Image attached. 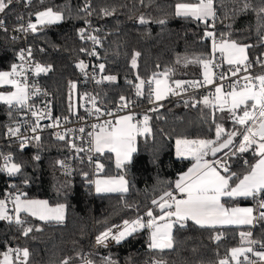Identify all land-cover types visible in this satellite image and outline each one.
I'll return each instance as SVG.
<instances>
[{
  "label": "trees",
  "instance_id": "obj_1",
  "mask_svg": "<svg viewBox=\"0 0 264 264\" xmlns=\"http://www.w3.org/2000/svg\"><path fill=\"white\" fill-rule=\"evenodd\" d=\"M182 2L195 3L196 0H31V3L13 0L0 16L4 22L0 28V71H9L22 48L31 46L41 66L51 68L40 76V82L54 96L56 115L65 118L74 117L76 113L70 85L78 81L80 69L77 64L85 60L81 51L85 44L79 37V30L90 18L101 29L99 61L105 65L104 76L116 77L114 82L108 81L95 89L100 106L105 110L118 107L121 96L130 102L136 99L137 75L146 81L142 102H148L153 88L147 81L154 75L161 77L165 70H172L168 76L172 86L175 81H202L203 66L187 61L196 57L212 58V40L204 35L206 31L215 32L217 41L223 34L225 39L250 45L247 49L249 61L264 55V28L261 27L264 21L253 10L259 0H247L252 8L245 11L240 10L245 0H214L215 27L176 16L175 5ZM87 3L92 6L89 9L91 15L83 11ZM47 8L62 11L65 19L56 24L39 25L35 33L27 35L26 41L15 35L14 29L27 17H36ZM104 10L112 14L104 15ZM141 17L150 23L139 25ZM160 20L165 23H159ZM136 52L140 53L136 58L138 66L132 68L131 61ZM8 90L10 88L0 87V92ZM203 96L197 94L165 101L160 111L152 113V133L147 138L138 137L137 152L124 170L116 168L113 154L99 155L105 166L99 176L124 175L128 181L127 193L95 194L93 184L89 183L92 180L91 166L87 162L78 163L74 179L63 177L58 161L69 157L71 152L67 141L56 139L52 134H45L39 144L31 143L23 149L21 144L2 142L0 167L1 157L11 156L13 163L21 165V173L9 176L0 171V199H7L9 192L26 193L22 199L47 200L52 206L65 204L66 213L62 223H45L22 213L21 218L27 221L24 227L34 229L27 237L22 235L23 229L14 221L0 220V259L9 247H19L29 250L28 263L31 264H58L66 257L77 262L92 253L95 236L115 224L135 220L150 209L158 216L159 209L153 205V199H159L165 191H173L175 182L194 163L191 159L177 157L175 141L214 140L217 124L227 131L240 127L233 124L227 112L216 111L213 116V110L202 103L193 106V101L201 100ZM70 104L74 111L70 110ZM18 117V105L10 108L0 102V140ZM36 156L40 159L36 160ZM221 157L240 177L257 160L251 152H237L231 157H225L224 153L218 158ZM85 172L88 173L87 179L83 175ZM260 199L259 195L255 198L225 197L223 202L228 207L259 205ZM36 228L42 230L36 231ZM242 231L252 232L253 241L264 242V219L255 220L252 226L215 229L200 228L188 221L184 228L174 227L175 245L173 249L163 251L151 249L148 229L138 230L118 246L97 249L93 263L107 264L111 260L115 264H149L155 260L160 264H218L220 259L229 257L231 248L248 246L241 241L239 233ZM216 234H222L217 245ZM253 246L264 251L259 243Z\"/></svg>",
  "mask_w": 264,
  "mask_h": 264
},
{
  "label": "snow or ice",
  "instance_id": "obj_2",
  "mask_svg": "<svg viewBox=\"0 0 264 264\" xmlns=\"http://www.w3.org/2000/svg\"><path fill=\"white\" fill-rule=\"evenodd\" d=\"M13 0H0V13H5L6 9L12 4ZM31 3V0H27ZM91 4L87 3L83 11L91 15L89 11ZM252 8V5L245 0L241 5V11ZM257 15L264 21V0H259V4L253 9ZM108 10H104V15H111ZM175 15L184 18H191L196 21H202L207 27H215L217 12L214 7V0H196L195 3H177L175 5ZM65 19L62 11H54L52 8H47L36 15L37 23H29L27 28H22V31L31 30L33 33L37 31L38 24L40 26L56 24ZM209 20L212 21L209 24ZM143 17L139 19V23H147ZM159 23L164 24V20ZM3 20H0V28L3 27ZM264 28V24L261 25ZM7 31V29H4ZM80 38L89 39L94 44H100V39L95 35L85 36V29L79 30ZM204 35L212 39L213 58L202 59L199 57L188 60L187 63L200 64L203 66V81H175V87L169 84L168 76L172 70H165L160 74L163 78H157L154 75L151 80L147 81L149 85H154L151 89V96L154 97V102L157 107L152 111H157L159 102L167 99L169 94L180 95L186 91L184 84L187 83L194 88L215 84L214 92L210 95H204L201 100H194L193 106L203 104L206 108L212 109V115L216 111L221 113L227 112L234 125L240 126L239 129L234 128L232 131H227L222 125L217 124L215 128V139H177L176 155L184 159L194 161L193 165L188 168L187 172L183 173L175 182L174 191H165L159 199H153L152 203L159 209V215L155 216L150 209L146 212L148 220L145 221L142 217L135 220L123 222L122 230L114 233L112 228H108L97 236V243L107 246L109 239L119 244L126 237L134 232L142 229L151 230L150 247L155 250L163 251L165 249H173L175 239L173 229L176 226L184 228L187 222L191 221L194 225L200 228H217L224 226H244L253 225L257 217L254 215V209L251 207L226 206V202H222L223 198L234 199L237 197H261L259 200V218L264 219V74L253 75L250 72L251 63L247 54V49L250 45H241L235 40L223 38L217 42L216 33L206 31ZM264 38V32H262ZM81 51H87L81 48ZM219 52L221 58L230 67L231 75L238 76L241 71L246 74L239 80L234 81L227 86L223 83H217V74L214 71V66L219 67L214 59V54ZM90 55H98L95 50L89 53ZM28 55H31L29 50ZM140 56L139 52L135 53L131 61L132 68H136L137 59ZM20 60L24 61L25 55L20 53ZM264 67V63H261ZM77 67L82 73L87 75V65L80 61ZM100 72L104 71L105 65L100 64ZM25 69L23 64H13L10 71H0V87L5 85L10 86L14 91L0 94V102L8 105L10 108L18 105L21 109L30 107L28 105L29 98L36 94H40V89L33 86L30 90L29 84L26 82ZM51 71L50 66L45 67L39 64L34 66L35 75ZM225 73L219 75V80L227 79ZM109 82L116 80L115 76H106L103 78ZM135 84V94L137 96L144 95V87L146 81L140 79ZM241 80L243 83H241ZM101 83V80H97ZM131 84L132 81H129ZM71 89L75 90L76 84L70 85ZM86 100H90L92 108L97 114H101V109L97 107L95 97L85 96ZM119 109L128 108L130 102L126 97H120ZM187 104V102H185ZM70 110L72 105L70 104ZM113 119H106L103 123L93 124L92 131L87 133L90 137L88 152H95L101 156L105 153L114 154L115 165L117 169L123 170L125 165L132 162L133 154L137 152L138 137H149L152 133L150 119L148 115L143 116V120L137 121L134 114H126L120 117H115V113L109 111L106 113ZM31 115L35 117V122L31 127L32 133H37L41 129L40 121L42 119H52L50 112L32 111ZM99 115L97 119L99 120ZM67 120V118H65ZM60 121L54 120L53 125L59 127ZM80 133H85V128L81 127L78 130ZM8 133L12 136L20 134V128H9ZM68 133H56L59 140H65ZM237 137L241 139L237 141ZM33 139L39 144L40 136L35 135ZM28 143V138L21 141L23 149ZM70 146L77 153L86 151L83 147H78L75 143L70 142ZM225 152V157H231L239 153L251 152L257 160L254 164L248 166V171L242 177L237 176L235 172L230 170V165L224 157L214 160H208L207 157H216L217 153ZM110 158V157H108ZM36 160L40 157L36 156ZM89 161L94 164L95 174L98 176L104 171V164L99 161H92V157H88ZM61 167H65L63 161H58ZM248 162L245 161V164ZM0 171L7 172L9 176H14L21 173V165L12 162L11 156L4 157L3 167ZM87 179L88 173H83ZM235 178V179H234ZM95 186V192L100 193H127L128 181L124 175L108 176L105 178H96L89 181ZM26 193H19L10 196L11 203L14 206V216L9 215L7 199H0V220H7L10 223L21 226L23 229L22 235L27 237L34 231L33 227H24L26 220L21 218V213H26L28 216L34 217L37 220L47 222L62 223L65 219L66 205L58 203L55 206L49 204L47 200L38 199H22ZM36 231L42 229L36 228ZM241 241L247 244L246 247H233L230 249L228 258L220 259L218 264H255L247 255L251 253L258 257L259 264H264V251L254 250L253 244L259 243L261 249H264V242L253 241L251 239L252 232H240ZM214 239L218 242L222 239V234H216ZM30 252L27 248H12L3 252L0 264H28ZM243 258V260L241 259ZM70 257L62 261V264H70ZM85 264H93L91 260H86ZM107 264H115L114 261L108 260ZM160 264V262H156Z\"/></svg>",
  "mask_w": 264,
  "mask_h": 264
},
{
  "label": "built area",
  "instance_id": "obj_3",
  "mask_svg": "<svg viewBox=\"0 0 264 264\" xmlns=\"http://www.w3.org/2000/svg\"><path fill=\"white\" fill-rule=\"evenodd\" d=\"M40 1H42V0H40ZM2 15H3V13H0V16H2ZM35 20H36V17H31V16L27 17L25 19V21L20 26H18L14 29L15 35L18 38H20L22 41H26L27 35L32 31L31 30L22 31L21 29L27 28V25L29 23H35ZM82 29H85V36L90 34V35H95L100 39L99 34L101 32V29H99L97 26L94 25V22L92 21L91 18L88 20L86 26L83 27ZM79 37H80V35H79ZM82 42L85 44L84 49L87 50V51H83V56L85 58L84 63L88 66L86 69L87 75H85L84 73H82L80 71L79 79L76 82L77 94H76L75 99H74L75 102L78 103V109L76 110V105H75V112H76L75 116L74 117L73 116L65 117V118H67V120H65L64 117H60V116L56 115L55 107H54V96L40 82V76L43 73H41L39 76L35 75L34 66L36 64H39V65H41V64L35 55L34 49L29 45H26L25 47L22 48L20 53L21 52L24 53L25 59H24V61H21L19 58L20 57V54H19L17 62L15 64H17V65L23 64L24 65L25 69H27V71L25 72L26 82L29 84L30 90H33V86H34V87L40 89V94H38V95L34 94L29 98L28 105L30 107H25L23 109H21L19 107L18 121H16V123H14L10 127H8V129H9V128H16L17 126H19L20 134L18 136H12L8 133V129H7L5 131V134H4V139L0 140V144L2 142L6 143V144H13V143L14 144H21V141L24 138H28V143L26 144V145H28L31 143H36V141L33 139V137L35 135H39L40 140L45 134H52L53 137L57 139L56 133H66L67 132L68 135L66 136L65 141H67V143H68V149L70 150L71 155L67 158H63L60 160V161L64 162L65 167H61L59 164L60 174L67 179H74L75 178V176L77 174V168H78L79 162L89 163L91 166L92 180L97 177V175L95 174L94 164L89 161L88 157L91 156L92 161H99L100 163H103V162L99 158L100 157L99 154L95 153L94 151L93 152L87 151V149L90 146L88 143V141L90 140V137L87 136V133L89 131H92L91 126L93 124L103 123V121L106 119H113V117L108 116L106 114L107 112L111 111V112L115 113V117H117V118L120 116L126 115V114H134L136 117V120L142 122L144 115H148L149 117H151L152 113L160 111L163 104L165 103V101L180 100V99H184L186 97H189L191 95H197V94L210 95L211 93L214 92V89L216 86L215 84L194 88V87L190 86L189 84L185 83L184 88L186 89V91H183L180 95L169 94V96L167 97V99L165 101L159 102L160 106H159L157 111H152L153 108L157 107V103L154 102V97L151 96V94H150V98H149L148 102H142V100L144 99V95L143 96H136V99L134 101H131V102L129 101L130 106L128 108H124V109L120 110L119 106H118V107L113 108V109L105 110L100 106V101L98 100V97H97L96 92H95L96 87H98L100 85H106L108 83L107 80L103 79L104 77H106V76H104V72H100L99 67H98L101 64L99 61L101 59V50H100L101 44H94L89 39H83ZM29 50L31 51L30 56L28 55ZM93 50H95V52L98 55H95V56L90 55L89 53L92 52ZM212 58H213V53H212ZM214 59H215L216 63L220 65L219 67L214 66V71L217 74V83H223L225 85V90H227L228 85H230L231 83H233L236 80H239L242 76H244L246 74L245 72L241 71L238 76H232L231 71H230L231 66H228L222 60L221 55L219 53L214 54ZM249 62L251 63L250 72L253 75L264 74V67L261 66V63H264V55L260 59H256L254 61H249ZM221 73H225L228 78L224 79L223 81L219 80V75ZM97 80H101V83H97ZM241 83H243L242 80H241ZM148 86L151 88L152 85H148ZM173 87H175V85H173ZM85 96H90V97L96 98L97 107H99L101 109V114H97L95 112V110L92 108V104H91L90 100H86ZM37 110L42 111V112H50L52 119H47V118L42 119L40 121V125H41L42 130H38L37 133H32L30 131V129L35 122V117H33L31 115V112L37 111ZM98 115L100 117L99 120L97 119ZM140 116H141V119L138 118ZM54 120L60 121L59 127H56V126L48 127V125H53ZM151 120H152V117L150 119V122H151ZM81 127L85 128V133H80L78 131L79 128H81ZM70 142L75 143L78 147L85 148L86 151L77 153L76 150L70 146ZM4 157L5 156L1 157L2 167L4 164ZM104 169H105V166H104ZM3 173L6 174L7 172H3ZM14 195H16V194L12 193V192H9L7 195V200H8L7 207H8L9 215H12V216H14L13 215L14 214L13 213V207L14 206L11 203L10 196H14ZM154 206H156V205H154ZM147 211H145L140 216L145 221L148 220V217L146 216ZM259 211H261V209L259 208V205H258V213L256 215V217H257L256 221L259 219ZM122 227H123V222L117 223L111 228H112L113 232L116 233V232L122 230ZM99 235H97V236H99ZM97 236H95V238L93 240L94 247L92 249V253L90 255H87L84 259L77 261V262H72L70 260V264H85L86 260H91L93 262V257H94L93 255H94V253H96L97 249H100V248L101 249H109V248H112L114 246H118L123 241L122 240L119 244H117L115 241L109 239V241L107 242V246H104V245H100L97 243ZM253 245H252V247L254 248ZM254 250H256V249L254 248ZM247 255L249 256V258L251 260H253L255 262V264H259V262L257 261L255 256H253L252 254H247ZM66 258H69V257H66ZM241 259L243 260V258H241ZM28 264H31V263H28ZM58 264H62V262L58 263ZM93 264H95V263H93ZM149 264H156V261L151 260V263H149ZM230 264H234V263L230 261Z\"/></svg>",
  "mask_w": 264,
  "mask_h": 264
},
{
  "label": "crops",
  "instance_id": "obj_4",
  "mask_svg": "<svg viewBox=\"0 0 264 264\" xmlns=\"http://www.w3.org/2000/svg\"><path fill=\"white\" fill-rule=\"evenodd\" d=\"M216 53H219V52H216ZM220 54V53H219ZM247 54H248V50H247ZM226 63V62H225ZM227 64V63H226ZM228 65V64H227ZM229 66V65H228ZM204 71V70H203ZM157 78H163L162 76L161 77H157ZM5 87H7V86H5ZM153 87H154V85H153ZM8 88H10V90L12 89L11 87H8ZM166 99H164V100H162V101H165ZM113 156H114V154H113ZM114 158H115V156H114ZM207 159L208 160H213V159H210V157H207ZM187 172V171H186ZM93 189H94V191H95V186L93 187ZM175 189V188H174ZM97 194V193H96ZM104 194H106V193H104ZM237 198H244V197H237ZM249 198V197H248ZM222 202H223V200H222ZM232 207V206H231ZM237 207H251V208H253L254 209V215L256 216L257 215V213H258V204H248V205H242V206H240V205H238ZM13 213H14V207H13ZM22 214V213H21ZM255 223V220H254V222H253V224ZM244 226H252V225H244ZM224 227H229V226H224ZM235 227H241V226H235ZM217 228H220L219 226L217 227Z\"/></svg>",
  "mask_w": 264,
  "mask_h": 264
},
{
  "label": "rangeland",
  "instance_id": "obj_5",
  "mask_svg": "<svg viewBox=\"0 0 264 264\" xmlns=\"http://www.w3.org/2000/svg\"><path fill=\"white\" fill-rule=\"evenodd\" d=\"M35 23H37V20H35ZM38 26H39V24H38ZM76 84V83H75ZM5 86H7V87H10V86H8V85H5ZM5 86H3V87H5ZM9 91H14V89H11V90H8V91H2V92H0V94H2V93H7V92H9ZM72 91H73V96H74V99H75V96H76V94H77V87L75 88V90H73L72 89ZM74 102H75V100H74ZM75 105H76V110L78 109V103H76L75 102ZM105 177H107V176H97L96 178H105ZM95 178V179H96ZM126 179V178H125ZM94 193L96 194V192L94 191ZM100 194H104V193H100ZM106 194H116V193H106ZM150 230V229H149ZM129 237V236H128ZM149 237H150V243H151V230L149 231ZM127 238V237H126ZM125 238V239H126ZM152 249V248H151ZM155 250V249H154ZM248 254H251V253H248ZM256 259H257V261L259 262V260H258V257H256ZM234 263V262H233Z\"/></svg>",
  "mask_w": 264,
  "mask_h": 264
},
{
  "label": "water",
  "instance_id": "obj_6",
  "mask_svg": "<svg viewBox=\"0 0 264 264\" xmlns=\"http://www.w3.org/2000/svg\"><path fill=\"white\" fill-rule=\"evenodd\" d=\"M150 22H147V23H144V24H141V23H139V25H141V26H143V25H147V24H149ZM229 149H225L223 152H219V153H217V156L216 157H212V156H209L210 157V159H217L218 157H220L222 154H224L226 151H228ZM124 170V169H123ZM219 243V241L217 242H215V244L217 245Z\"/></svg>",
  "mask_w": 264,
  "mask_h": 264
}]
</instances>
